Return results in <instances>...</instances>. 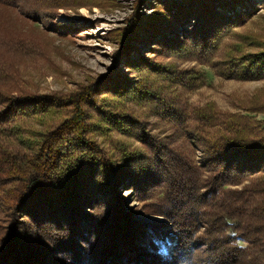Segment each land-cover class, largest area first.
<instances>
[{
  "label": "trees",
  "instance_id": "16d2710c",
  "mask_svg": "<svg viewBox=\"0 0 264 264\" xmlns=\"http://www.w3.org/2000/svg\"><path fill=\"white\" fill-rule=\"evenodd\" d=\"M71 4L0 0L7 10L33 6L26 14L34 22L53 20V10ZM223 4L183 0L174 12L162 4L151 17L133 18L120 34L114 66L136 75L114 70L70 94L17 91L10 65L0 60V264H264V128L213 103L193 109V123L186 125L179 101L172 106L156 92L160 82L165 91L162 83L170 84L169 92L191 88L189 73L134 56V43L154 35L160 37L156 52L166 57L210 56L225 30L249 16L245 10L220 13ZM185 24L188 31L179 34L176 27ZM169 28L174 39L166 36ZM0 46L15 53L25 48L1 40ZM233 47L216 61L217 73L242 81L263 78L264 52L240 54ZM138 105L185 124L199 162L151 140L132 115ZM241 108L264 113V100L258 95ZM99 116L124 134L140 124L139 141L147 140L152 159L136 163L108 155L92 138ZM123 184L140 200L159 188L160 200L141 210L168 224L134 221L135 212H126L117 197ZM95 193L104 196L103 202L93 198ZM164 235L176 240L171 259L159 255L153 242ZM238 238L248 246L239 247Z\"/></svg>",
  "mask_w": 264,
  "mask_h": 264
},
{
  "label": "rangeland",
  "instance_id": "374dc122",
  "mask_svg": "<svg viewBox=\"0 0 264 264\" xmlns=\"http://www.w3.org/2000/svg\"><path fill=\"white\" fill-rule=\"evenodd\" d=\"M70 1L73 6L53 10L50 14L53 20L41 19L37 20L38 22H34L33 18L26 14L33 11V6L27 5L23 11L19 8L7 10L0 7V40L12 41L14 46L19 43L20 47H25L22 52L15 53L0 46V60L10 65L14 76L13 88L17 91L23 90L40 95L70 94L91 81L112 74L114 70L125 77L133 78L137 71H129L122 65L114 66L115 54L121 48L120 34L127 28V23L138 16L144 18L155 15L156 8L162 4L169 5L173 12L178 5L183 4V0ZM217 1L225 3L219 8L220 13L232 15L245 10L249 12V16L225 30L216 43L217 49L210 56L208 53L206 57L200 59L194 55L172 58L161 55L156 52L158 49L156 42L160 38L158 35L148 36L142 42L134 43L133 46L137 48L134 56L155 63H171L175 71L189 73L192 80L191 88L178 87L169 92L170 84L162 83L165 91L161 90L160 82L157 84L159 90L156 92L164 100L179 101L186 125L193 123L191 121L193 109L213 103L221 112L251 117L264 128V113L249 114L241 108L248 106V103L258 95L264 100V76L250 81L227 79L218 74L215 67L216 61H222L224 54L233 46H235L233 50L240 54L258 55L264 52V0H237L236 4L232 2L233 0ZM27 10L29 12H26ZM176 29L182 34L188 31L189 27L185 24L182 28ZM171 35L172 31L169 28L166 36L174 39ZM237 53L234 55L238 56ZM238 59L239 63L244 61ZM176 102L171 105L175 106ZM158 105L163 107L164 104ZM134 111L132 114L134 120L151 135V140L177 150L193 164L199 162L201 154L185 135V124H177L173 121L174 118L166 115L159 116L153 108L144 105H138ZM95 122L99 123V126H93L92 138L101 143L108 155L113 156L116 161L124 157L127 161L137 163L140 159L151 160L154 156L153 150L147 146V140L139 141L136 129L140 128V124L131 125V131L124 134L118 128L107 125L104 116H99ZM34 128L39 129V126L34 123ZM158 191L159 188L151 192L154 194L153 197L140 200L136 194L134 195L132 188L123 184L117 197L125 202L126 212H135L134 221L152 224L159 222H150L151 218H159L163 220L160 223L168 224L166 219L144 214L141 210L144 204L160 200L159 194H156ZM93 198L98 202L104 200L101 193L93 194ZM82 205L84 212H88L87 206ZM166 230L172 231L170 226ZM166 241L170 242L169 249L167 254L163 255L162 244ZM153 242L158 247L159 255L171 259L176 244L174 237L171 235L155 237ZM236 243L242 249L248 246L244 239L238 238Z\"/></svg>",
  "mask_w": 264,
  "mask_h": 264
},
{
  "label": "bare ground",
  "instance_id": "6f19581e",
  "mask_svg": "<svg viewBox=\"0 0 264 264\" xmlns=\"http://www.w3.org/2000/svg\"><path fill=\"white\" fill-rule=\"evenodd\" d=\"M169 241H166V242H164L163 244H162V249H161V251H162V254L163 255H166L167 254V251H168V249H169Z\"/></svg>",
  "mask_w": 264,
  "mask_h": 264
},
{
  "label": "water",
  "instance_id": "95a60500",
  "mask_svg": "<svg viewBox=\"0 0 264 264\" xmlns=\"http://www.w3.org/2000/svg\"><path fill=\"white\" fill-rule=\"evenodd\" d=\"M149 221L150 222H161L163 220L162 219H159V218H151Z\"/></svg>",
  "mask_w": 264,
  "mask_h": 264
}]
</instances>
